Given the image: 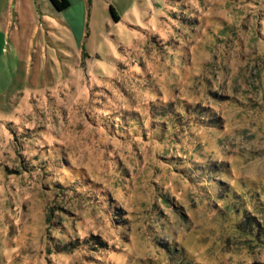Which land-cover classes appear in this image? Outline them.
I'll return each mask as SVG.
<instances>
[{"label":"rangeland","instance_id":"1","mask_svg":"<svg viewBox=\"0 0 264 264\" xmlns=\"http://www.w3.org/2000/svg\"><path fill=\"white\" fill-rule=\"evenodd\" d=\"M70 1L0 6V264H264V0Z\"/></svg>","mask_w":264,"mask_h":264},{"label":"trees","instance_id":"2","mask_svg":"<svg viewBox=\"0 0 264 264\" xmlns=\"http://www.w3.org/2000/svg\"><path fill=\"white\" fill-rule=\"evenodd\" d=\"M50 2H51V4H52V6H53V8L55 9L54 10V12H55V14H59V13H61V12H64V11H66V10H68L70 7H71V1L70 0H50ZM112 14H113V16L115 17V19L116 20H118V17H116V15H115V13H114V11H113V9H112ZM86 89L88 90V91H90V90H92V88H90V89H88L87 87H86ZM161 108L162 109H164L165 111L167 110V108H166V106H161ZM154 109H156V107L154 108ZM185 111V113H188L187 111H186V109L184 110ZM162 113H164L163 111H162ZM189 114V113H188ZM161 116V115H160ZM161 117H163V116H161ZM147 119H149L150 120V118H152V119H154V117L151 115L150 117L148 116V117H146ZM134 120H136V121H138L137 119H134ZM122 122V120H120L118 123H119V125L120 124H122L121 123ZM139 122V121H138ZM152 123H155V122H152ZM160 126H162V127H164V124L161 122V121H159V122H157ZM26 125V130L28 131V132H31V133H33L30 137H35L36 136V133L38 132V131H36V129L37 128H34V127H31L32 125L31 124H25ZM23 130H25V128H23ZM38 130V129H37ZM162 130H163V132L165 133V130H164V128H162ZM24 133V131L22 132V134ZM16 141H19V138H16ZM45 150V149H44ZM52 165H55V164H52ZM53 167H56V168H59V167H57V166H53ZM35 168V167H34ZM20 173H22V172H20ZM76 189H77V186H76ZM75 189V190H76ZM107 203V202H106ZM108 204V203H107ZM245 222H246V224H247V226L249 227V229L250 230H253V226H252V222H250V219H248L247 221L245 220Z\"/></svg>","mask_w":264,"mask_h":264},{"label":"crops","instance_id":"3","mask_svg":"<svg viewBox=\"0 0 264 264\" xmlns=\"http://www.w3.org/2000/svg\"><path fill=\"white\" fill-rule=\"evenodd\" d=\"M6 1L8 0H0V6H2L3 8H5V6L8 7L9 2H6ZM50 7L53 8L52 5H50Z\"/></svg>","mask_w":264,"mask_h":264}]
</instances>
